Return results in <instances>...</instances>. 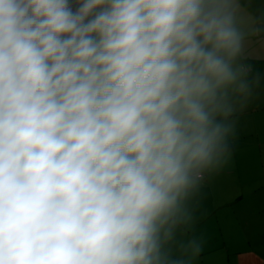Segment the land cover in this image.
Listing matches in <instances>:
<instances>
[{"label": "clouds", "instance_id": "1", "mask_svg": "<svg viewBox=\"0 0 264 264\" xmlns=\"http://www.w3.org/2000/svg\"><path fill=\"white\" fill-rule=\"evenodd\" d=\"M75 4L0 0V264H177L249 90L235 0Z\"/></svg>", "mask_w": 264, "mask_h": 264}, {"label": "crops", "instance_id": "2", "mask_svg": "<svg viewBox=\"0 0 264 264\" xmlns=\"http://www.w3.org/2000/svg\"><path fill=\"white\" fill-rule=\"evenodd\" d=\"M77 1L79 0H69V4ZM240 9L250 14L254 23L253 31L246 37L247 41H260L263 46L262 51H253L248 58L251 63L264 64V0L240 1L238 10ZM250 69L254 73L253 78L259 76L255 67ZM232 109L226 119L228 123L239 110L235 106ZM233 143L226 142V153L234 150ZM217 168L218 166L213 168L215 171H204V178L199 188L195 189L204 188L208 184L205 175L210 177L219 172ZM237 195L236 189L222 187L217 199L211 200L203 212L187 214L190 218L188 223L177 226L173 238L163 245L162 255L177 264H264V238L259 233L253 235L254 221L249 216L250 202L244 196ZM186 206L184 204L185 210ZM217 211L221 213L217 214ZM192 244L198 248L195 255L189 247Z\"/></svg>", "mask_w": 264, "mask_h": 264}, {"label": "rangeland", "instance_id": "3", "mask_svg": "<svg viewBox=\"0 0 264 264\" xmlns=\"http://www.w3.org/2000/svg\"><path fill=\"white\" fill-rule=\"evenodd\" d=\"M240 1L244 0H235L237 21L244 33L239 63L244 68L255 67L259 76L253 78L254 73L247 72L246 81L249 89L247 94L231 97L232 108L235 106L239 110L230 118L231 122L225 120L224 123L229 129L226 142H234V150L226 153L225 159L217 168L219 172L210 177L205 175L208 184L204 188L195 189L199 188L200 181L194 190L187 194L184 204L187 205L185 210L187 214H198L204 211L211 200L217 199L222 187L236 189L239 194L237 196L242 195L250 202L249 216L254 221L253 235L259 233L264 238V64L251 63L248 58L253 51L254 53L258 49L259 52L262 51L263 46L260 41H247L246 37L253 31L254 23L250 14L238 10ZM79 6L77 1L74 8L78 9Z\"/></svg>", "mask_w": 264, "mask_h": 264}, {"label": "trees", "instance_id": "4", "mask_svg": "<svg viewBox=\"0 0 264 264\" xmlns=\"http://www.w3.org/2000/svg\"><path fill=\"white\" fill-rule=\"evenodd\" d=\"M76 10H77V8H74V9H73L74 12H75ZM245 69L247 70V72H250V70H251L250 68H245ZM225 148H227V147H225ZM203 175H204V173H203ZM202 177H203V176H202Z\"/></svg>", "mask_w": 264, "mask_h": 264}, {"label": "built area", "instance_id": "5", "mask_svg": "<svg viewBox=\"0 0 264 264\" xmlns=\"http://www.w3.org/2000/svg\"><path fill=\"white\" fill-rule=\"evenodd\" d=\"M72 7V6H71Z\"/></svg>", "mask_w": 264, "mask_h": 264}]
</instances>
